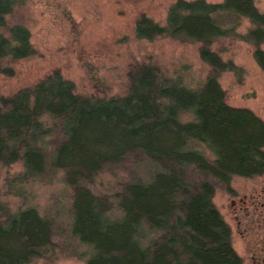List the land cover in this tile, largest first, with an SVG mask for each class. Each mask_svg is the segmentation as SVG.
Listing matches in <instances>:
<instances>
[{"label":"trees","instance_id":"1","mask_svg":"<svg viewBox=\"0 0 264 264\" xmlns=\"http://www.w3.org/2000/svg\"><path fill=\"white\" fill-rule=\"evenodd\" d=\"M23 3L0 0V74L9 77L13 70L3 62L36 55L29 32L7 23ZM229 18L238 22H219ZM241 19L250 23L244 34L237 32ZM134 31L138 39L199 44L210 74L189 89L154 64L135 63L126 94L105 99L74 94V84L54 72L2 99L0 167L21 165L5 178V194L25 200V185L62 172L72 191L70 233L92 249L86 264H242L213 198L217 188L233 195L235 177L264 176V121L225 103L219 76L231 72L241 79L243 70L212 47L223 39L242 40L253 46L264 72V14L254 0H179L163 26L142 15ZM128 160H145L156 169L147 182L121 186L114 196L120 216L112 218L110 198L86 185ZM53 227L32 206L12 212L0 192V264L43 258L56 246Z\"/></svg>","mask_w":264,"mask_h":264},{"label":"rangeland","instance_id":"2","mask_svg":"<svg viewBox=\"0 0 264 264\" xmlns=\"http://www.w3.org/2000/svg\"><path fill=\"white\" fill-rule=\"evenodd\" d=\"M179 0H24L8 26L20 25L30 35L36 51L32 58L1 65L13 70V76L0 74V101L29 89L54 72L74 84V94L84 97L111 98L127 92V73L135 63H151L168 78L189 89L199 87L210 74L198 55L199 44L170 38L138 39L135 25L143 15L154 23L165 24L168 9ZM187 2L195 0H183ZM219 4L223 0H203ZM264 14V0H254ZM220 18V17H219ZM230 19V18H229ZM221 20L223 25L238 22ZM237 32L244 34L250 23L241 19ZM212 49L223 61H232L243 70L241 79L234 73L219 76L225 103L233 108L252 111L264 121V72L253 59L254 48L236 39H223ZM264 52V44L260 46ZM191 116H183V120ZM154 168L149 162L128 160L113 172L99 174L86 185L94 195L108 196L114 209L110 217L120 216L115 194L132 180L147 182ZM21 171V165L0 167L1 201L12 212L28 206L53 222V250L30 264H86L92 249L70 233L72 191L63 182V173L35 180L24 186L26 199L6 195L5 178ZM234 194L217 188L213 204L230 228L232 247L242 264H264V176L231 182Z\"/></svg>","mask_w":264,"mask_h":264}]
</instances>
